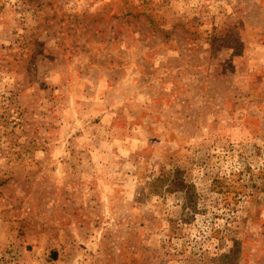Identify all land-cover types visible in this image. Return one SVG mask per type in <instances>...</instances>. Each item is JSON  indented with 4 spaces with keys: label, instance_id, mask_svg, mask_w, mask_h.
I'll return each mask as SVG.
<instances>
[{
    "label": "rangeland",
    "instance_id": "rangeland-1",
    "mask_svg": "<svg viewBox=\"0 0 264 264\" xmlns=\"http://www.w3.org/2000/svg\"><path fill=\"white\" fill-rule=\"evenodd\" d=\"M0 264H264V0H0Z\"/></svg>",
    "mask_w": 264,
    "mask_h": 264
}]
</instances>
